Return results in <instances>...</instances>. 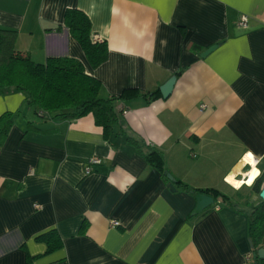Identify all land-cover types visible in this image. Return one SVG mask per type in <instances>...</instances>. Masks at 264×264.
<instances>
[{"label": "crops", "instance_id": "crops-1", "mask_svg": "<svg viewBox=\"0 0 264 264\" xmlns=\"http://www.w3.org/2000/svg\"><path fill=\"white\" fill-rule=\"evenodd\" d=\"M69 8L88 16L93 41L106 42L96 67L64 25ZM0 29L15 31L14 48L35 63L79 60L102 98L159 90L180 71L167 98L118 100L108 138L91 114L51 118L23 92L0 91V115L13 114L0 147V264H243L245 202L261 199L234 197L227 177L246 180L251 153L264 186V0H0ZM127 135L160 150L164 172ZM92 157L101 163L85 174ZM168 173L229 202L191 215L194 195ZM49 230L62 246L46 252L36 237Z\"/></svg>", "mask_w": 264, "mask_h": 264}, {"label": "trees", "instance_id": "trees-1", "mask_svg": "<svg viewBox=\"0 0 264 264\" xmlns=\"http://www.w3.org/2000/svg\"><path fill=\"white\" fill-rule=\"evenodd\" d=\"M64 25L78 41L91 66L96 67L107 58L105 41L91 39V23L81 10L69 8L64 13ZM16 33L13 30L0 29V91L15 89L25 94V102L37 112L51 118L74 119L91 114L94 123L100 126L105 138L113 132L123 109L117 107L120 99L144 96L148 101L160 97L159 90L141 92L137 88L124 89L117 96L102 98L99 96L101 83L84 71L82 63L74 58H48L44 63L33 62L29 55L14 48ZM193 46V50H198ZM180 72V71H179ZM177 72L175 76L179 74ZM12 113L6 111L0 115V147L12 125ZM126 140L135 146L140 155L151 165L164 172L163 153L143 141L127 135ZM165 175V173H164ZM260 178L248 186L250 192L259 193ZM177 189L191 195L205 193L229 202L228 196L213 188H195L178 179L172 180ZM248 207V233L251 245V264H264V258L257 256L264 237V202ZM46 245V252L62 246V240L55 230H49L36 237Z\"/></svg>", "mask_w": 264, "mask_h": 264}, {"label": "water", "instance_id": "water-1", "mask_svg": "<svg viewBox=\"0 0 264 264\" xmlns=\"http://www.w3.org/2000/svg\"><path fill=\"white\" fill-rule=\"evenodd\" d=\"M216 48H217V44H214V45L208 47L206 50H204L200 54V57L204 58L207 54H209L210 52H212ZM175 80H176V76L173 75L164 84H162L159 87V92H160V95L162 98H167L171 94V91H172L174 84H175ZM167 177L170 180H174V178L169 173L167 174ZM258 195H259V198L264 202V186L261 188ZM194 199H195V207L193 208L191 215H197V214L201 213L202 211L207 209L209 206H211L213 204V201H214L213 197H211L210 195L205 194V193H196L194 195ZM257 256L259 258H264V248L261 247L258 249Z\"/></svg>", "mask_w": 264, "mask_h": 264}, {"label": "built area", "instance_id": "built-area-1", "mask_svg": "<svg viewBox=\"0 0 264 264\" xmlns=\"http://www.w3.org/2000/svg\"><path fill=\"white\" fill-rule=\"evenodd\" d=\"M246 24H247V16H245V15H242L241 17H240V20L238 21V25L240 26V27H246ZM40 114H41V112H39ZM101 163V160H100V158H98V157H92V158H90L88 161H87V163H86V165H85V167H84V172H85V174H88V173H90L91 172V170H92V167L93 166H95V165H98V164H100ZM109 226L110 227H117V226H119V222L117 221V220H111L110 222H109ZM251 261H252V254H247L246 256H245V258H244V262H243V264H251Z\"/></svg>", "mask_w": 264, "mask_h": 264}, {"label": "bare ground", "instance_id": "bare-ground-1", "mask_svg": "<svg viewBox=\"0 0 264 264\" xmlns=\"http://www.w3.org/2000/svg\"><path fill=\"white\" fill-rule=\"evenodd\" d=\"M245 158V157H244ZM245 161V159H243ZM241 162V161H240ZM248 164H250L252 166V169L248 172V175H247V179L246 180H236L233 178L232 175H229L227 177V180H228V183L235 189H240L242 187L243 184H246V185H251L254 180L256 179L257 177V173H258V170L256 169L255 167V163H254V160L251 159V162H246ZM229 177L232 178L231 182L229 181ZM251 181L250 183L248 181ZM240 183V186L239 187H235L234 185H236V183Z\"/></svg>", "mask_w": 264, "mask_h": 264}, {"label": "rangeland", "instance_id": "rangeland-1", "mask_svg": "<svg viewBox=\"0 0 264 264\" xmlns=\"http://www.w3.org/2000/svg\"><path fill=\"white\" fill-rule=\"evenodd\" d=\"M248 192H250L248 187L240 188V189L236 190V193L234 194V197L245 196V194H247Z\"/></svg>", "mask_w": 264, "mask_h": 264}, {"label": "snow or ice", "instance_id": "snow-or-ice-1", "mask_svg": "<svg viewBox=\"0 0 264 264\" xmlns=\"http://www.w3.org/2000/svg\"><path fill=\"white\" fill-rule=\"evenodd\" d=\"M244 159H245V162H251L252 154L251 153L246 154ZM228 179L231 182L232 178L229 177ZM248 182L250 183L251 181L249 180ZM236 186L239 187L240 186V183L239 182L236 183Z\"/></svg>", "mask_w": 264, "mask_h": 264}, {"label": "clouds", "instance_id": "clouds-1", "mask_svg": "<svg viewBox=\"0 0 264 264\" xmlns=\"http://www.w3.org/2000/svg\"><path fill=\"white\" fill-rule=\"evenodd\" d=\"M235 187H237L236 185H234Z\"/></svg>", "mask_w": 264, "mask_h": 264}]
</instances>
